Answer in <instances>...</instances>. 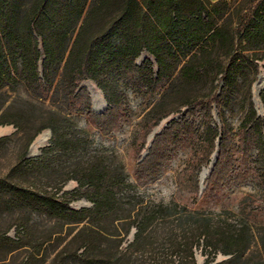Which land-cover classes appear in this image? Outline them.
I'll use <instances>...</instances> for the list:
<instances>
[{"label":"trees","instance_id":"16d2710c","mask_svg":"<svg viewBox=\"0 0 264 264\" xmlns=\"http://www.w3.org/2000/svg\"><path fill=\"white\" fill-rule=\"evenodd\" d=\"M226 1L0 0V92L15 83L11 71L19 66L21 79L37 99L46 100L49 95L54 98L62 92V99L70 101L76 112L89 116L90 124L105 134L114 131L123 116L127 117L125 97L117 88L121 80L139 85L145 95L153 98L169 84L184 61L179 75L186 81L198 80L214 69L215 79L220 75L223 83L218 93L202 98L207 103L200 126L185 117L171 120L153 137L146 157L140 159L147 137L162 120L180 113L181 107L190 109L199 103L183 102L165 110L159 101L144 114L137 124V136L131 140L137 162L135 181H130L114 151L92 155L89 140L68 115L52 109L40 111L31 101L26 107L16 101L0 103V126H13L25 135L34 128L25 140L19 161L34 138L48 130V145L36 158L23 163L40 171L67 161L66 179L55 192H61L69 181L77 184L72 192H62L63 196L69 195L62 201L56 193L12 188L17 197L75 225L57 258L72 249V257L86 264H136L137 255L151 254L152 246L159 243L166 244L168 261L149 258L144 264H195L193 247L201 241L207 254L204 264H235L248 250L251 229L244 217L264 218V123L250 97L258 62L264 59V0H241L234 30L226 25L227 19L218 24L229 10ZM235 39L238 47H234ZM217 44L226 50L219 58L211 49ZM142 53L153 58L155 75L150 60L136 64ZM248 58L253 79L246 87L247 109L235 143L221 111L217 112L221 127L213 124L212 106L220 107L237 69ZM86 81L101 91L107 105L103 113L91 111L89 96L81 87ZM259 99L264 109V89ZM7 140L2 137L0 143ZM186 146L193 147L197 157L189 179L191 204L199 191L197 175L202 167H208L216 148L218 157L202 195L207 189L216 192L228 184H248L256 190L258 203L245 197L239 204L238 219L235 213L233 219L212 215L197 219L186 203L146 199L139 192L142 185L156 179L170 149ZM77 199L91 206L71 209L69 202ZM131 230L133 239L123 251L121 245ZM21 233L18 231L14 240H6L15 243ZM105 244L112 245V251L107 252ZM217 254L227 258L214 262ZM173 256L178 257L177 261Z\"/></svg>","mask_w":264,"mask_h":264},{"label":"rangeland","instance_id":"374dc122","mask_svg":"<svg viewBox=\"0 0 264 264\" xmlns=\"http://www.w3.org/2000/svg\"><path fill=\"white\" fill-rule=\"evenodd\" d=\"M209 1L214 2L212 0ZM240 1H226L229 5V10L218 24H221L223 20L227 19L226 25L234 30L239 14L237 9L239 8ZM234 47H238L236 39ZM211 49L213 50L214 57L218 58L223 56L222 53L226 51L225 48L218 44L211 47ZM146 59L151 61L152 71L155 75L157 71L155 62L147 53H142L137 59L136 64L139 65ZM263 62L264 59L258 62V75L251 84L250 97L257 115L264 123L263 117L257 111L252 93V86L258 79ZM183 63L184 61L179 63L169 84L153 98H150L148 94L145 95L144 89L139 85L121 80L117 88L125 97L128 110L127 117L123 116L119 126L108 134L94 128L90 124V117L84 112H76L70 101L61 98L62 92L54 98H51V95H49L46 100L37 99L27 84L21 79L22 76L19 66L17 71H11L12 77L17 82L15 81L12 86L4 88L0 92V103L4 102L7 105L11 101H16L18 103L17 105L26 107V103L31 101L40 111L52 109L61 114L68 115L89 140L90 145L88 151L92 155L97 152L107 153L108 151H114L123 162L130 181H135L137 162L134 157L135 152L131 148V140L137 136V124L155 102L160 101L161 107L165 110L174 109L183 102L197 101L199 104L190 109L188 107H181L180 113L171 114L168 118L162 120L151 132V134L154 133V136L160 134L171 120L181 119L182 117H185L189 122H194L196 126H200L204 119L207 103V100L202 98L210 95L211 92L218 93L223 86L220 75L215 79L214 69L203 73L198 80L186 81L179 75V70ZM226 63L224 62V64ZM38 70L41 73L40 63ZM252 79L253 69L248 58L237 69L236 79L232 86L226 89L220 101V107L216 109L214 105L212 106L213 124L218 128L221 127L219 118L217 117L218 110L221 111L222 117L232 130V138L235 143L238 141L236 133L239 124L247 109L246 87ZM86 82H83L81 87L86 90L89 96L91 111L95 114H100L93 108L90 94L84 85ZM214 86L217 88L214 89ZM106 108L107 105L105 103V107L101 110L102 113ZM0 128L8 129V132L0 134V138L8 137L5 143H0V264H86L85 261L72 257V249H68L65 255L56 257L57 252L71 238L69 234L74 233L73 226L75 225L67 224L66 221L55 217L47 209L29 202V200L21 199L12 192V188L17 187L33 192L56 193L55 197L59 201L69 199V195L63 196L62 192H72L77 187L75 182L69 181L64 185L61 192H55L56 187L66 179L68 162L61 160L52 167L34 171L26 167L23 161L36 158L40 154L41 148L37 154L30 155V147H28L26 155L21 162L19 161V155L23 151L25 140L34 131V128H30L27 135L22 132H16L13 126H0ZM201 129L200 127V131ZM43 132L48 133V139L45 143L48 145L49 131L44 130L38 135ZM148 137L145 150L140 154V159L146 157L147 149L150 147H147ZM166 157L163 165L159 168L160 170L157 173L158 175H156V179L142 185V188L139 189L140 193L145 194L146 199L163 203H168L172 200L179 203H186L190 206L192 213L197 219L204 215L233 219V213H235L234 218L238 219L241 217V212L238 210L239 204L245 197H249L258 203L256 200V190L248 184H228L221 191L216 192H211L207 189L206 193L202 195L207 188V181L210 176L209 174L202 183L200 182L201 171L203 168H206L202 167L200 173L197 175L199 190L197 200L191 204L192 194L190 193L191 184L189 179L193 177V168L197 161V157L194 155V148L186 146L184 148H174L172 151L170 149ZM90 206L83 199L69 202V207L74 210L89 208ZM244 219L251 229L250 243L244 256L235 264H261L264 260V218H248L246 216ZM18 231H22L19 240L15 243H9L6 239H16ZM132 232L134 230H131ZM132 239V236L129 235L121 245V250L125 251ZM105 246H108L107 252L112 251V245L105 244ZM165 248L166 244H154L152 246V253L137 255L135 257V263L144 264L149 258L158 261H168L166 256L168 253L164 250ZM193 251L195 264H204L207 254L203 252V244L201 241L198 246L193 247ZM173 258L176 261L178 259L176 256H173ZM226 258L221 254H217L214 262H220Z\"/></svg>","mask_w":264,"mask_h":264},{"label":"bare ground","instance_id":"6f19581e","mask_svg":"<svg viewBox=\"0 0 264 264\" xmlns=\"http://www.w3.org/2000/svg\"><path fill=\"white\" fill-rule=\"evenodd\" d=\"M84 85L90 94L94 110L97 112H102L101 110L105 107V101L103 99V95H102L101 91L91 81H87ZM263 88H264V62H263L262 67L260 69L258 79L252 86V93H253L255 105L257 107V111L260 113V115L264 119V109L262 108V106L259 102V99H258V95L260 93V90H262ZM6 132H8L7 128H0V134H4ZM47 139H48V133L47 132H43L42 134L38 135L35 138V140L32 142V144L30 145L29 154L30 155L37 154L38 150L45 145ZM215 159H216V154H212L208 167L202 169L201 174H200V182L201 183L209 175L210 167L213 165V162L215 161Z\"/></svg>","mask_w":264,"mask_h":264},{"label":"water","instance_id":"95a60500","mask_svg":"<svg viewBox=\"0 0 264 264\" xmlns=\"http://www.w3.org/2000/svg\"><path fill=\"white\" fill-rule=\"evenodd\" d=\"M258 99H259V95H258ZM259 101H260V100H259ZM260 104H261V102H260ZM261 106H262V104H261ZM99 113H102V112H99ZM153 137H154V133H152V134L148 137V145H147V147H149L150 144L152 143V141H153ZM49 138H50V132H49ZM45 146H47V144H45L43 147H45ZM29 147H30V146H29ZM43 147H42V148H43ZM213 154H216V159H217V157H218V148H216V150H215V152H214ZM216 159H215V161H216ZM215 161L213 162V165L215 164ZM213 165L210 167V172H209V174H210L211 171H212ZM133 233H134V232H132V233L130 234V236H133Z\"/></svg>","mask_w":264,"mask_h":264},{"label":"crops","instance_id":"0c3cea01","mask_svg":"<svg viewBox=\"0 0 264 264\" xmlns=\"http://www.w3.org/2000/svg\"><path fill=\"white\" fill-rule=\"evenodd\" d=\"M212 1H214V2H215V1H217V0H212Z\"/></svg>","mask_w":264,"mask_h":264}]
</instances>
